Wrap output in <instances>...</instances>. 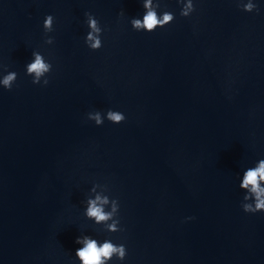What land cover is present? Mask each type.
I'll return each instance as SVG.
<instances>
[{"label": "clouds", "instance_id": "obj_1", "mask_svg": "<svg viewBox=\"0 0 264 264\" xmlns=\"http://www.w3.org/2000/svg\"><path fill=\"white\" fill-rule=\"evenodd\" d=\"M179 2L183 4L180 11L181 16L188 17L195 11L193 0H187L186 3L185 0H179ZM156 7H160V0H158ZM143 8L145 11L142 19L132 18L130 21L132 28L136 31L150 33L157 28L165 27L175 19L174 14L168 11L163 12L162 19H159L157 12L152 9L151 0H143ZM243 11H258L257 5L250 0V2L243 4ZM85 16L89 28L85 37V43L91 50H99L102 47V40L100 38L102 28L100 27V23L91 13H85ZM53 23L54 17L52 15H47L43 22L45 33L53 31ZM53 42L52 37H48L45 40L46 44H52ZM32 57V61L26 65V74L33 77V84H40L41 81H43V85L46 86L49 83L48 79L44 78L42 80L41 77L45 76V73L51 72L52 64L46 62L44 56L40 52L34 51ZM16 80L17 73L8 72L0 79V85L5 89L11 90ZM106 115L107 120L115 124L122 123L125 120L123 113L118 111L109 110ZM88 119L94 120L95 124L98 126L102 125L104 121L101 119V113L98 111L95 112L94 116L92 113H89ZM239 187L246 193L243 197V201H251L250 203H242L241 207L243 211L252 214L264 212V159L259 160L255 167L247 168L243 172ZM99 200V196H96L95 199L89 197L86 200L85 216L88 219L99 224L100 222L111 219L114 213L118 215L119 203L116 199L112 201V210L110 212H105L102 206L97 204ZM103 203H108L107 197L104 198ZM108 227L113 232L120 231L119 219L113 220V223L108 225ZM76 243L83 245L75 252V256L78 258L80 264H105V262L111 260L114 255H116L119 260L123 261L127 254L123 244L117 245L110 240H105L102 244H99L95 238L88 235L78 237Z\"/></svg>", "mask_w": 264, "mask_h": 264}]
</instances>
